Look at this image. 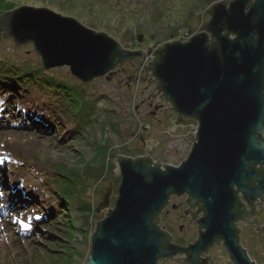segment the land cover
<instances>
[{
  "label": "water",
  "instance_id": "95a60500",
  "mask_svg": "<svg viewBox=\"0 0 264 264\" xmlns=\"http://www.w3.org/2000/svg\"><path fill=\"white\" fill-rule=\"evenodd\" d=\"M205 13L208 22L187 42L149 48L153 59L144 68L178 118L198 123L196 142L179 166L164 171L150 157H116L117 197L97 224L85 264H157L177 254L199 264L197 256L216 240L233 264H254L239 244L237 223L264 233L256 209L264 194V172L256 167L264 166V0L219 1ZM0 34L15 47L32 45L43 69L66 67L84 85L110 81L117 68L143 57L44 8L3 13ZM112 188L96 213L109 207ZM171 194H186L190 207L201 204L204 232L188 248L164 241L154 222Z\"/></svg>",
  "mask_w": 264,
  "mask_h": 264
},
{
  "label": "rangeland",
  "instance_id": "374dc122",
  "mask_svg": "<svg viewBox=\"0 0 264 264\" xmlns=\"http://www.w3.org/2000/svg\"><path fill=\"white\" fill-rule=\"evenodd\" d=\"M219 1L231 0H0V16L22 6L44 8L73 18L96 32L106 33L123 49L139 51L143 56L133 62V72H121L110 81L99 78L85 85L79 84L77 79L74 81L66 67L47 70L46 75H54L74 87L70 92L72 103L64 102L79 128L74 138L61 137L60 122H55L56 119L52 128L40 132L33 127L28 132L12 129L5 135L0 134V161L14 167L28 162L53 173L56 170L52 165L57 166L60 171L68 172L71 183V196L67 186L64 185L67 192L62 187L55 188L70 204L68 208L63 207L68 209L63 214L65 227L57 230L66 242L64 247L56 245V241L61 244L62 241L39 225L31 237L15 236L12 229L24 223L17 216L15 222L12 219L7 224V214L3 212L0 214V264H52L58 253L64 254H60L64 256L62 264H85L96 223L106 217L117 197L121 175L116 157H150L163 166L175 167L186 159L193 144L186 129L190 120L179 119L169 105L159 101L154 82L144 78L141 68L150 61V56L146 55L149 48L156 50L176 40L174 38L185 30L192 36L197 34L209 20L205 11ZM11 65L21 71L28 67L36 70L41 68V61L32 45L15 47L12 40L0 34V68ZM16 104L22 106V103ZM5 106L14 110V105L6 103ZM25 109L27 106H23L22 110ZM45 113L50 114L51 109H46ZM171 134L182 136L179 149L173 148ZM23 175L19 171L17 177ZM12 179L15 183L16 177ZM110 184L113 188L109 207L96 213ZM55 186L52 184L51 188ZM5 190L3 203L12 194L7 187ZM35 191L38 194V190ZM257 218L258 226L264 228V206L259 208ZM167 221L164 220L165 226ZM240 227V245L251 261L264 264V235L259 236L252 225ZM194 228L195 225L190 230L192 235ZM45 244L50 248H45ZM210 256L216 264H230L223 246L213 245Z\"/></svg>",
  "mask_w": 264,
  "mask_h": 264
},
{
  "label": "trees",
  "instance_id": "16d2710c",
  "mask_svg": "<svg viewBox=\"0 0 264 264\" xmlns=\"http://www.w3.org/2000/svg\"><path fill=\"white\" fill-rule=\"evenodd\" d=\"M46 72L47 70L43 69L42 66L36 70L28 67L24 71L14 65L0 68V101H3L0 103V134L5 135L12 129L17 132H28L32 131L33 127L35 129L38 128L40 132V130L52 128L53 120L56 119L55 122H58V124L60 122L61 137L70 136L74 138L78 135L79 128L75 118L68 114L64 104L66 100L72 103L73 98H71L70 92L74 87L69 82L58 79L54 75H46ZM73 80L76 81V79ZM59 95H62V97L59 98ZM6 103L14 105V110H9L5 106ZM16 103H22V106L18 107ZM60 103H63L62 106H60ZM23 106H27V109L22 110ZM46 109H51V113L46 114ZM52 169L56 171L54 173L52 171L48 172L45 169L30 165L28 162L20 163L14 167L1 159L0 214L6 212L7 219L5 221H7V224L12 219L15 222L14 218L20 216L18 218L24 224L29 225L27 229H24L21 225L14 227L12 231L15 236L31 237V234L39 225L45 232L48 231L50 234L57 236L59 241H62V244L58 243V241L55 244L62 248L64 247L63 243L65 244L66 242L63 241L57 230L59 227H65L63 214H66L68 209L64 210L63 207L68 208L70 204L59 195L55 188L59 189L62 187L66 191L65 185L68 188V194L71 196V191L69 190L71 183L68 179V172L60 171L57 166L53 165ZM259 170L261 173L263 172L261 168ZM19 171L24 173L21 178L17 177ZM56 176L62 178L58 180ZM13 177H16L15 183L13 182ZM52 184L56 186L51 188ZM5 187L12 194L9 195V200L5 199L3 203L2 198L4 197V191H6ZM35 190H38V194ZM36 217L40 218L37 219ZM97 224L98 222L96 223L95 232ZM48 245L45 244V248ZM42 253L44 255L47 254V252ZM60 254L63 253H58L52 264H62V257L64 256Z\"/></svg>",
  "mask_w": 264,
  "mask_h": 264
},
{
  "label": "flooded vegetation",
  "instance_id": "af4514ba",
  "mask_svg": "<svg viewBox=\"0 0 264 264\" xmlns=\"http://www.w3.org/2000/svg\"><path fill=\"white\" fill-rule=\"evenodd\" d=\"M134 62H137V61L135 60ZM133 71L134 69H131L130 66L124 65L123 67L117 68L115 71V74H119L121 72H133ZM114 75L112 77H114ZM187 199H188V196L186 194L181 195V196H176V195L171 194L169 196V199L165 207L161 210L158 217L154 221L155 224L158 227H160L161 232L165 234V236L163 237V240L166 241L170 245L177 246L180 248L190 247L198 240V238L200 237V234L204 232V228H202L198 224V221L203 216V213L201 211V204L195 207H190L187 202ZM246 209H248L247 206H246ZM257 217H258V210H257ZM165 219H168L166 226L164 224ZM257 221H258V218H257ZM193 225H195L194 235H192L190 231ZM238 225L240 227L242 225H247V224L240 221L238 222ZM175 228L177 229L176 231H175ZM241 230L242 228L240 227L239 233L241 232ZM239 233H238V241H239ZM215 244L223 246V243L220 240H216L213 245ZM212 246H210L206 251L200 253L197 256L199 264H202V263L216 264L215 262H213L210 256V248ZM226 255L229 258L230 264H233L227 250H226ZM188 258H189V254H177L171 258L161 257L159 258L157 264H165V263L192 264L188 260Z\"/></svg>",
  "mask_w": 264,
  "mask_h": 264
},
{
  "label": "built area",
  "instance_id": "2783aa9c",
  "mask_svg": "<svg viewBox=\"0 0 264 264\" xmlns=\"http://www.w3.org/2000/svg\"><path fill=\"white\" fill-rule=\"evenodd\" d=\"M191 36L192 35L189 33V31L188 30H185V31H183L182 33L179 34V36L176 38V41L187 42L191 38ZM149 56H150V61L145 66H143V68H141L142 73L141 72L140 73L143 74L144 77L149 78L150 80H153V77L150 76V72H147L145 74V71H144V68H146L148 66V64L153 59L152 54L149 55ZM156 93H157V98L159 99V101L162 102L163 104L164 103L167 104L165 102L164 97L162 96V94L161 93H158L157 91H156ZM167 105H169V104H167ZM186 129H187V136L190 137L193 140V144H194V142H196V139H197L196 133L198 131V123L196 121H194V120L193 121H188L187 124H186ZM171 135L173 136L172 138H173V141H174L173 148L179 149L180 143L182 141V136L181 135H175V134H171ZM152 162H153V164H155L158 161H155V160L152 159ZM256 167L258 169H259V167L262 168V170L264 172V166H256ZM160 170L164 171V166L161 163H160ZM262 200L263 201L261 203L260 199H258V205L256 207L257 210H259V208H262L264 206V194H263ZM260 203H261V205H260ZM158 228H159V230H161L160 227H158ZM237 228H238V230L240 228L239 225H238V223H237ZM262 235H264V233H262Z\"/></svg>",
  "mask_w": 264,
  "mask_h": 264
},
{
  "label": "snow or ice",
  "instance_id": "6c2138e0",
  "mask_svg": "<svg viewBox=\"0 0 264 264\" xmlns=\"http://www.w3.org/2000/svg\"><path fill=\"white\" fill-rule=\"evenodd\" d=\"M3 101H0V103H2ZM37 219H39L40 217H36ZM23 228L27 229L29 227L28 224H22L21 225Z\"/></svg>",
  "mask_w": 264,
  "mask_h": 264
},
{
  "label": "clouds",
  "instance_id": "9594fccd",
  "mask_svg": "<svg viewBox=\"0 0 264 264\" xmlns=\"http://www.w3.org/2000/svg\"><path fill=\"white\" fill-rule=\"evenodd\" d=\"M175 39H176V38H175ZM174 41H176V40H174ZM190 121H193V120H190ZM191 148H192V147H191ZM191 148H190V149H191ZM178 166H179V165H178ZM247 208H248V207H247ZM245 251H246V250H245ZM246 253H247V252H246ZM247 256H248V255H247ZM248 257H249V256H248ZM249 259H250V258H249ZM250 261H251V260H250ZM252 262H253V261H252ZM253 263H254V262H253ZM254 264H255V263H254Z\"/></svg>",
  "mask_w": 264,
  "mask_h": 264
}]
</instances>
